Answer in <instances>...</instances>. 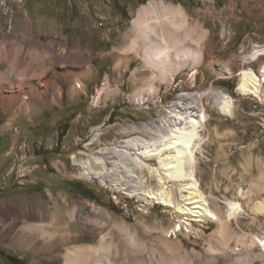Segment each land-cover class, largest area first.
Masks as SVG:
<instances>
[{
	"label": "rangeland",
	"instance_id": "rangeland-1",
	"mask_svg": "<svg viewBox=\"0 0 264 264\" xmlns=\"http://www.w3.org/2000/svg\"><path fill=\"white\" fill-rule=\"evenodd\" d=\"M150 1L0 0V225L18 220L4 218L3 212L40 207L51 218L57 215L59 224L69 222L71 211L87 218L89 226L98 220L104 224L91 229L74 222L69 235L84 228L99 237L68 239L45 253L17 246L13 235H0V264H50L61 256L64 264L67 248L97 246L100 234L116 230L115 219L139 232L145 242L138 248L139 258H149L155 247L162 251L181 245L203 252L214 242L216 220L182 217L159 203L146 204L138 193L110 189L98 179L82 177L75 161L105 146L125 144L139 134L126 129L158 124L178 106L194 105L192 112H198L201 107L190 102V95H203L208 114L195 149L200 189L213 208L214 201L223 211L230 200L240 201L246 214L234 227L240 233L259 232L248 213L264 197V101L237 88L240 71L258 72L263 61L251 55L264 48V0H156L182 5L210 29V56L199 53L196 67L174 73L168 83L156 80L148 92L146 76L139 78L135 71L143 61L127 57L135 36L132 21ZM212 90L234 98L233 116L222 114L209 96ZM148 162L158 165L157 158ZM143 174L154 186V178ZM168 183L186 187V195L188 180ZM187 203L189 210L197 206L193 200ZM115 233L124 261L125 238ZM162 237L170 240L168 246L160 245Z\"/></svg>",
	"mask_w": 264,
	"mask_h": 264
},
{
	"label": "bare ground",
	"instance_id": "bare-ground-1",
	"mask_svg": "<svg viewBox=\"0 0 264 264\" xmlns=\"http://www.w3.org/2000/svg\"><path fill=\"white\" fill-rule=\"evenodd\" d=\"M132 28L135 36L128 46L132 56L127 58L133 60L138 57L143 61L142 69L137 68L135 71L136 75H140L139 78L146 76L145 81L150 85L148 92L154 90L156 80L168 83L174 73H180L186 67H196L200 62L199 53L210 56V29L200 20L195 22L182 5L152 0L139 9L132 21ZM251 57L255 60L262 58V64L258 72L252 68L240 71L237 90L243 95H253L264 101V48L256 49ZM209 94L217 100L222 114L234 115L235 101L230 94L218 90H212ZM190 97V102L199 103L201 108L198 112H192L194 105L178 106L180 109L175 107L173 115L161 119L158 124L133 125L126 129V133L138 131L139 134L128 138L125 144L105 146L91 153L87 159L75 161L79 163L82 177L98 179L110 189L128 191L131 195L138 193L146 204L153 206L159 203L182 217L216 220L218 227L211 233L214 242H209L203 252L195 248L190 251L181 245L166 247L162 251L155 247L150 250L149 258H139L138 248L145 247L139 232L127 221L115 219L116 230L100 234L97 246L89 243L67 248L64 264H82L81 261L85 264L91 262L92 257H95L92 264H264V197L252 203L248 213L254 223H258L259 232L240 233L234 223L240 222L243 214H246L244 205L234 199L230 200L225 211L219 208L216 201L213 208L200 189L194 169L195 149L202 139L208 114L202 108L203 95ZM155 158L158 159L157 166L148 162ZM144 171H147L148 177L154 178V186L148 184ZM261 178L264 181V173ZM170 179L174 182L188 180L186 195H183L186 187L175 188L168 183ZM178 191L181 197L177 195ZM191 200L197 206L189 210L187 201ZM33 210L28 208L3 212L4 218L18 220L7 226L0 225V235L6 238L13 235V242L17 246L36 253L50 252L68 239L87 238L94 241L99 237L97 232L84 228L75 235H69L74 222L82 227L89 226L85 220L87 218L77 216L75 211L67 213L69 222L59 224L61 220L57 215L51 218L44 207ZM93 222V226H89L91 229L104 227L99 220ZM138 223L144 231H150L144 222ZM190 225L193 223L190 222ZM115 231L125 238L127 258L124 261ZM174 231L177 233L176 229ZM169 241L163 237L159 239L160 245H166ZM156 252H159L157 257ZM50 264L57 262L52 260Z\"/></svg>",
	"mask_w": 264,
	"mask_h": 264
},
{
	"label": "crops",
	"instance_id": "crops-1",
	"mask_svg": "<svg viewBox=\"0 0 264 264\" xmlns=\"http://www.w3.org/2000/svg\"><path fill=\"white\" fill-rule=\"evenodd\" d=\"M60 258H56V259H53V260H55L57 262V264H63V259H60Z\"/></svg>",
	"mask_w": 264,
	"mask_h": 264
}]
</instances>
